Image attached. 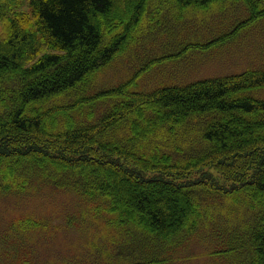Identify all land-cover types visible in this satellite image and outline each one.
I'll return each instance as SVG.
<instances>
[{
  "label": "trees",
  "instance_id": "trees-1",
  "mask_svg": "<svg viewBox=\"0 0 264 264\" xmlns=\"http://www.w3.org/2000/svg\"><path fill=\"white\" fill-rule=\"evenodd\" d=\"M240 1L0 0V196L73 195L77 212L61 217L110 233L106 264H171L157 251L201 231L207 264H264V69L135 90L147 66L93 91L162 16L183 21ZM244 1L253 19L264 16ZM237 25L182 51L228 44ZM38 217L15 218L11 237L46 231ZM5 250L28 264L29 252Z\"/></svg>",
  "mask_w": 264,
  "mask_h": 264
},
{
  "label": "rangeland",
  "instance_id": "rangeland-1",
  "mask_svg": "<svg viewBox=\"0 0 264 264\" xmlns=\"http://www.w3.org/2000/svg\"><path fill=\"white\" fill-rule=\"evenodd\" d=\"M252 1H258L257 5L261 8L258 11H263L264 0ZM244 2L241 0L234 4L233 9L217 11L208 16L205 13H187L183 21L177 20L172 12L162 16L161 22L153 25L151 33L150 28H147L146 39L150 37L148 40L131 47L97 77L93 91L118 87L147 66L152 67L141 76L135 90L145 92L144 90L150 89L152 92L166 85L240 74L249 69H264V16L256 15L253 19L252 7ZM236 25L238 33L228 44L207 51L192 49L183 53L186 46L212 41L233 31ZM241 26L245 28L240 29ZM3 30V24L0 23V35ZM175 53H179V57L170 59V54L178 55ZM162 59L166 61L153 65V62ZM256 94L264 96V90ZM107 106L102 104L100 111ZM77 210L78 205L73 195L55 191L45 190L38 196L27 198L0 196V264L13 262L3 253L7 246L10 251L15 246L21 252H29L31 255L27 256L28 264H106L103 238L106 240L110 233L99 227L81 229V220L73 226L67 225L61 215H74ZM28 213L48 219L38 220L46 222L48 229L37 235L24 237L22 241L18 237H11L10 232L18 222L14 219ZM5 236H9L11 240L8 241ZM29 239L31 242H28ZM209 249L206 232L201 231L179 249H171L174 252L158 250L160 254L157 257L171 262L173 255L175 260L171 264H207L206 254ZM16 261L25 264L19 259Z\"/></svg>",
  "mask_w": 264,
  "mask_h": 264
}]
</instances>
